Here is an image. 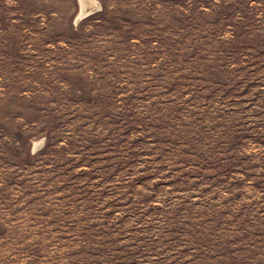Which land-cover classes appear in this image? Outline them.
Here are the masks:
<instances>
[{
	"label": "rangeland",
	"instance_id": "1",
	"mask_svg": "<svg viewBox=\"0 0 264 264\" xmlns=\"http://www.w3.org/2000/svg\"><path fill=\"white\" fill-rule=\"evenodd\" d=\"M0 264H264V0H0Z\"/></svg>",
	"mask_w": 264,
	"mask_h": 264
},
{
	"label": "water",
	"instance_id": "2",
	"mask_svg": "<svg viewBox=\"0 0 264 264\" xmlns=\"http://www.w3.org/2000/svg\"><path fill=\"white\" fill-rule=\"evenodd\" d=\"M89 11H90V9L88 7L82 8L81 13L79 14L78 19L81 18V17H83V16H85V15H87Z\"/></svg>",
	"mask_w": 264,
	"mask_h": 264
},
{
	"label": "bare ground",
	"instance_id": "3",
	"mask_svg": "<svg viewBox=\"0 0 264 264\" xmlns=\"http://www.w3.org/2000/svg\"><path fill=\"white\" fill-rule=\"evenodd\" d=\"M84 3H87L88 5L91 4L94 0H82ZM84 8V7H83Z\"/></svg>",
	"mask_w": 264,
	"mask_h": 264
}]
</instances>
